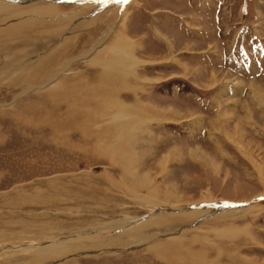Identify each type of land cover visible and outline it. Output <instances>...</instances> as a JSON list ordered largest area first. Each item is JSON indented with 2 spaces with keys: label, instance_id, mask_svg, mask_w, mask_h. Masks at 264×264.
Returning a JSON list of instances; mask_svg holds the SVG:
<instances>
[{
  "label": "rangeland",
  "instance_id": "obj_1",
  "mask_svg": "<svg viewBox=\"0 0 264 264\" xmlns=\"http://www.w3.org/2000/svg\"><path fill=\"white\" fill-rule=\"evenodd\" d=\"M40 1L0 0V264H164L152 246L175 239L208 243L211 264H264V0ZM118 33L141 87L120 101L160 114L134 112L110 160L101 123L41 107L66 74L93 78ZM156 212L168 220L135 229Z\"/></svg>",
  "mask_w": 264,
  "mask_h": 264
},
{
  "label": "bare ground",
  "instance_id": "obj_2",
  "mask_svg": "<svg viewBox=\"0 0 264 264\" xmlns=\"http://www.w3.org/2000/svg\"><path fill=\"white\" fill-rule=\"evenodd\" d=\"M20 2L22 3V0H20ZM47 2H49V4H51L50 1H47ZM53 2H56V1H53ZM42 3H44V2H42ZM49 4L44 3V5H49ZM45 8H46V6H45ZM48 11H50L47 13V14H49L50 20H53V19L54 20H56V19L64 20V18L62 19V17H61L62 15H60L59 12H57V10H55L53 8H51V9L49 8ZM24 17H26V16H24ZM73 17H72V21L75 22L76 19H73ZM84 21H85V24L88 23L87 20H84ZM84 21L82 20L81 23H83ZM73 22L68 24V26L72 27V29H70L71 31L75 28V25L77 24V23L75 24ZM10 27H12V26H10ZM17 29H18L17 24L13 25L12 30H17ZM107 34H108V32H106L103 36H101L99 38V40L96 42V44L98 45V44L102 43L103 40H105V37L107 36ZM96 44L94 46H96ZM66 45L68 46V44H66ZM109 45L110 46H108L106 49H103L102 52L96 53L95 56L91 60V63H92L91 65L92 66L94 65L93 67H96V68H90V69H93V71L95 72V73H93V78H89L90 77L89 75H88L89 77L87 75H84L83 74L84 71L83 72H76L74 75H72L73 73L72 74L70 73V76H69V74H66L68 76V78L63 79V81L57 83L53 89L51 88L52 90L50 92L48 90L47 92H49V93L44 94L45 106L42 105L41 108L46 107V105L48 104V106H47L48 109L43 108L45 110V112L43 111L44 114H46L48 116L51 113L54 114L53 111L54 110L56 111V109L58 110L59 106H61V107L63 106L66 109V111H65V114H67V115H65L66 120H68V115H71L73 113H76V114L78 113V114L82 115V119H83L82 121H83L84 127L91 125V123H93V121H94L93 124H97V123L100 124L101 123L99 125V127H103L101 132L99 130L101 135L99 134L98 137H95V139L97 138L99 140V142L102 143L103 145L111 146V147H109V149H108V147H107V149H105L104 155L108 156L110 158V160H113V156L115 155V157H116L118 154L116 152L115 146L121 144V139L125 135V133L127 132L129 134L130 137H128V138L133 137V133H132V131H130V129H133L134 126H136V121H137V118L134 115L136 113H134V112H136V111L139 112L140 115L143 116L144 118L146 116V115H144V113H147V112L150 114H154L155 117L159 116L160 113L157 112L156 109H153V108L145 110L140 105H137V107H135V108H130V107L127 108V106L120 101L121 98H119V94L121 92L127 91V92L135 93L136 91L140 90L141 87L137 85L138 83L134 84V85L132 84V82L136 83V81H137V79L134 77L133 74H134L135 68L139 66V65H137L139 63H137L134 55L132 54V52H134L133 50L135 47H133V44L130 42V40H128L125 36H122L121 33H118L114 38H112L111 43ZM69 47H70V45H69ZM93 49L94 48H91L90 52ZM56 51H58V50H56ZM56 51H55V53H56ZM88 53L89 52H87V54L85 56H87ZM50 54H48V55L50 56ZM61 56H62V54H61ZM62 58H60V59H62ZM48 60H49V58H48ZM44 63L46 64L47 62L45 61ZM44 63H40V64L38 63V65H36L38 67H36L35 70L41 66H44L45 65ZM57 63H58V61H56L53 64L54 70L52 72H50V77H49L48 81L47 80L44 81L42 85L48 84L52 80H55L56 79L55 77L59 73H64V72L68 71L69 65H66L65 68L63 69L62 66H60V65H62V63H64V62L62 60L59 61L58 66H57ZM71 65H72V63H71ZM31 69H34V68L32 67ZM49 69H52V68H49ZM30 71H32V70H29V72ZM90 73H92V72H90ZM135 85H137V86H135ZM63 103H66V104H63ZM40 110H42V109H40ZM47 116L42 115V119L43 120L47 119ZM122 117H124V120H118L120 118L122 119ZM106 119L108 122H106ZM66 120H64V124L66 123ZM53 123H51V124H53ZM56 123L60 124L59 126L63 125L62 123L58 122L57 120H56ZM123 125H126V126H123ZM105 127H106V129H105ZM116 128L121 129V131H122L121 135H120V133L117 134ZM234 130H236V129H234ZM108 131H112V132L110 133ZM107 132H108V136H106ZM241 133H242V131H241ZM90 135H91V133H90ZM241 137H242V135H241ZM125 138H126V136H125ZM103 140H106V141H103ZM127 151H129V150L127 149ZM115 153H117V154H115ZM163 161H165V160H163ZM203 163L207 164V162H203ZM160 166H161V164H160ZM205 167H207V166H205ZM141 185L139 184L138 185L139 187L136 188L138 191H141L142 189L147 190L144 186H141ZM164 196L167 197L168 199H171L172 197L174 198L173 194H165L164 193ZM156 202H153V201L149 202L148 201V203L151 206L154 205L157 207L159 205ZM158 215H159V213L156 212L155 214H153V216H154L153 220H149L148 222L143 223V224H139V225L137 224V227L135 229H137V231H138V228L143 227V226L148 228V223H152V222L158 221L160 223L161 221L165 220V219H163V217H165L168 220V218L166 217L167 215L166 216H158ZM168 217H170V216H168ZM172 222H174V221H172ZM161 223H163V222H161ZM125 225L129 227L130 224H129V222H126ZM164 225H162V226H164ZM157 227H159V226H156V225L152 226V228H154V229H156ZM166 228H168V227H166ZM139 231H140V229H139ZM232 232L235 235L242 233V231H239V232L232 231ZM145 235H147V234H145ZM157 235H159V234H151L152 237L146 238V242L150 241L151 239H153ZM126 236H127V233H126L125 237ZM140 236H142V235H134L133 234L132 236H130V237L137 238V241H135L133 244H135V243L139 244L140 242H142V240L139 239ZM199 242L202 245V247H204L203 246L204 240L199 239ZM184 243H187V245H185V247L182 246V245H184ZM207 244H206V246H207ZM206 246L204 248H206ZM154 247H157L156 250H157V252L160 253L162 260L165 262L164 264H211L214 262L213 259L209 260L207 258L208 254L206 256V251L204 250V248H197L196 249L193 245V242H190V243L188 241L182 242V240L175 239V240L166 241V242L162 243V245L159 244L157 246L156 245L152 246V248H154ZM207 248H208V246H207ZM220 249H223V248H219V250ZM229 249L230 248H228V250H225L226 253H224V254H227L228 258L232 257V253H229L230 252ZM154 252H155V250H154ZM222 252H223V250H222ZM231 259H233L231 262L236 263V262H234V260H236L237 258L232 257V258H230V260Z\"/></svg>",
  "mask_w": 264,
  "mask_h": 264
},
{
  "label": "snow or ice",
  "instance_id": "obj_3",
  "mask_svg": "<svg viewBox=\"0 0 264 264\" xmlns=\"http://www.w3.org/2000/svg\"><path fill=\"white\" fill-rule=\"evenodd\" d=\"M124 2H128V0H124Z\"/></svg>",
  "mask_w": 264,
  "mask_h": 264
}]
</instances>
